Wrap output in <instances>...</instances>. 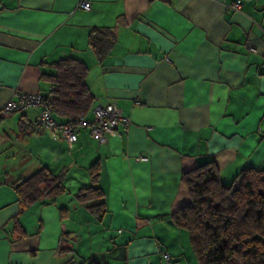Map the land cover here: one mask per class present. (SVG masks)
<instances>
[{
  "label": "crops",
  "instance_id": "crops-1",
  "mask_svg": "<svg viewBox=\"0 0 264 264\" xmlns=\"http://www.w3.org/2000/svg\"><path fill=\"white\" fill-rule=\"evenodd\" d=\"M77 1L0 0V113L47 89L49 63L74 57L87 65L93 106L112 103L129 123L104 143L81 128L69 145L37 126V107L3 114L0 264H197L170 220L189 200L182 174L211 161L228 185L264 168V0L237 10L236 0ZM104 27L114 42L99 59L87 38ZM93 163L101 218L74 198ZM41 167L65 191L21 209L13 184Z\"/></svg>",
  "mask_w": 264,
  "mask_h": 264
},
{
  "label": "trees",
  "instance_id": "trees-1",
  "mask_svg": "<svg viewBox=\"0 0 264 264\" xmlns=\"http://www.w3.org/2000/svg\"><path fill=\"white\" fill-rule=\"evenodd\" d=\"M87 39L89 48L99 59L114 42L113 32L107 27L91 29ZM48 66L49 72L40 75L47 89L38 93L53 117L58 122L87 117L94 104L85 81L87 65L78 58L65 57ZM3 116L0 113V123ZM88 172L90 185L79 188L74 198L92 215L101 218L105 205L103 193L96 185L98 164L90 165ZM181 179L189 200L171 213L170 220L187 232L197 264H264V168H244L228 185H223L217 168L208 161L184 172ZM13 189L24 209L41 199L53 200L65 191V186L61 175L41 167L15 182ZM59 250L72 252L64 247Z\"/></svg>",
  "mask_w": 264,
  "mask_h": 264
},
{
  "label": "built area",
  "instance_id": "built-area-1",
  "mask_svg": "<svg viewBox=\"0 0 264 264\" xmlns=\"http://www.w3.org/2000/svg\"><path fill=\"white\" fill-rule=\"evenodd\" d=\"M77 7L88 10L90 3L88 0H78ZM240 7V0H236L229 5L232 10ZM250 50L253 47L248 46ZM39 108L36 117L38 127L46 129L50 132L53 139H64L69 145L77 139V131L81 128H88L91 137L98 143L107 141L108 136L118 134L119 125L127 126L129 119L121 115L120 109L112 103L104 105H94L91 109V117H79L75 121L58 122L52 115L50 109L44 101L43 96L36 93H22L17 95L16 99L8 100L1 108L2 114L21 113L29 108ZM165 260L169 259L167 253H162Z\"/></svg>",
  "mask_w": 264,
  "mask_h": 264
}]
</instances>
